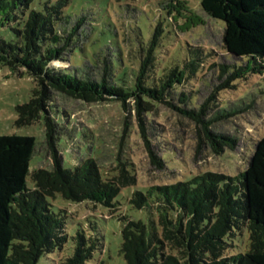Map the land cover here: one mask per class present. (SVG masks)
<instances>
[{
    "label": "trees",
    "instance_id": "trees-1",
    "mask_svg": "<svg viewBox=\"0 0 264 264\" xmlns=\"http://www.w3.org/2000/svg\"><path fill=\"white\" fill-rule=\"evenodd\" d=\"M34 2L0 0V65L28 75L35 83L29 101L16 108L15 125L43 121L51 169L34 170L33 187H28L35 138L0 135V264H41L42 259L48 261L45 264H88L104 248L100 230L90 225L69 235L64 211H55L49 199L61 196L113 208L121 189L135 185L137 176L124 163L118 170L104 171L93 157L73 169L65 168L59 141L69 129L55 118L54 94L87 103L117 102L124 112L133 111L149 158L161 168L163 158L149 146V117L163 104L198 119L195 111L174 105V99L210 54L202 47H190L181 68L172 66L157 74L161 23L147 42L131 25L122 45L111 39L112 32L108 35L102 29L106 16L111 21L105 24L113 20L109 11L104 15L94 9L99 0L77 12L70 9L72 0H45L40 8ZM201 7L225 23L226 52L236 59L247 58L245 71L262 72L264 0H202ZM76 48L78 63L73 65ZM135 48L138 55L133 57L130 50ZM177 99L186 107V93ZM211 140L217 152L226 145ZM130 202L138 210L145 209L149 221L119 217L120 252L126 264H264V136L256 142L246 169L235 176L204 172L186 181L153 184L145 192L133 193ZM245 231L248 250L233 254L236 238Z\"/></svg>",
    "mask_w": 264,
    "mask_h": 264
},
{
    "label": "rangeland",
    "instance_id": "rangeland-1",
    "mask_svg": "<svg viewBox=\"0 0 264 264\" xmlns=\"http://www.w3.org/2000/svg\"><path fill=\"white\" fill-rule=\"evenodd\" d=\"M44 1L35 0L34 6L40 8ZM85 1L87 3L72 0L71 11H81L95 2ZM201 1L99 0L98 7L94 8L104 15L109 11L114 24H105L111 21L106 16V21L102 20V29L108 35L112 32L111 39L120 40L122 45L131 33V25L137 26L141 41L147 42L158 24H162L157 74L172 66L181 68L190 47H202L206 54H210L196 76L177 90L174 99V105L195 111L198 119L163 104L153 109L149 117V146L163 158L161 168L153 165L149 158L146 143L138 134L133 111L124 112L117 102L87 103L54 94L56 106H53V113L57 121L69 129L66 134L70 135L61 136L59 141L65 168L73 169L82 160L93 157L104 171L118 170L119 164L124 163L125 168L137 176L135 185L121 189L113 208L91 202H71L61 196L49 199L55 211H64L69 235H75L81 228L90 229V225L100 230L104 248L96 251L88 264H126L120 252L122 221L119 217L125 215L131 220L149 221L145 209L132 206L133 193L145 192L153 184L186 181L204 172L235 176L246 169L256 142L264 136V70L245 71L247 58L236 59L226 52L222 44L225 23L208 16ZM198 20V25H191ZM2 34L8 36L7 32ZM76 50L71 58L73 65L78 63L79 50ZM130 51L136 57L138 49ZM222 85L225 86L217 90ZM34 87L35 83L28 75H20L0 65V135L35 138V152L27 177L30 188L33 187L30 175L34 170L51 169L43 121L25 127L15 125L16 108L29 101ZM180 93L188 96L186 107L178 102ZM211 137L226 144L220 152L215 150ZM235 244L233 254L246 252L249 248L248 232L239 235ZM69 252L66 251L64 256ZM46 262V259L41 260V264Z\"/></svg>",
    "mask_w": 264,
    "mask_h": 264
}]
</instances>
